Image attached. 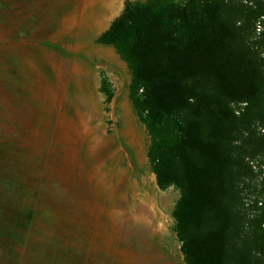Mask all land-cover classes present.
<instances>
[{"label": "rangeland", "instance_id": "374dc122", "mask_svg": "<svg viewBox=\"0 0 264 264\" xmlns=\"http://www.w3.org/2000/svg\"><path fill=\"white\" fill-rule=\"evenodd\" d=\"M125 1L0 0V264H87L74 248L119 231L126 218L174 219L180 190L156 185L129 67L96 42ZM246 44L264 56V19ZM262 121L237 142L247 233L264 207Z\"/></svg>", "mask_w": 264, "mask_h": 264}, {"label": "trees", "instance_id": "16d2710c", "mask_svg": "<svg viewBox=\"0 0 264 264\" xmlns=\"http://www.w3.org/2000/svg\"><path fill=\"white\" fill-rule=\"evenodd\" d=\"M260 18L253 0H126L96 38L129 67L156 185L180 190L173 218L186 264H264V207L247 233L234 184L239 137L264 124V56L246 44ZM100 91L112 100L106 77Z\"/></svg>", "mask_w": 264, "mask_h": 264}, {"label": "crops", "instance_id": "0c3cea01", "mask_svg": "<svg viewBox=\"0 0 264 264\" xmlns=\"http://www.w3.org/2000/svg\"><path fill=\"white\" fill-rule=\"evenodd\" d=\"M141 209L134 214H139ZM121 225L125 226L119 231L95 235L92 239L96 242L87 239L81 249L74 248V253L85 255L81 260L87 264H186L174 230V219L135 215L126 218Z\"/></svg>", "mask_w": 264, "mask_h": 264}]
</instances>
